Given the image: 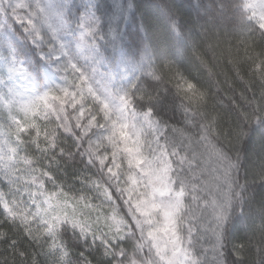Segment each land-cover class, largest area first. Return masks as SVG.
Instances as JSON below:
<instances>
[{
  "label": "snow or ice",
  "instance_id": "1",
  "mask_svg": "<svg viewBox=\"0 0 264 264\" xmlns=\"http://www.w3.org/2000/svg\"><path fill=\"white\" fill-rule=\"evenodd\" d=\"M0 264H264V0H0Z\"/></svg>",
  "mask_w": 264,
  "mask_h": 264
},
{
  "label": "trees",
  "instance_id": "2",
  "mask_svg": "<svg viewBox=\"0 0 264 264\" xmlns=\"http://www.w3.org/2000/svg\"><path fill=\"white\" fill-rule=\"evenodd\" d=\"M77 2H78V0H77ZM157 2H159V0H157ZM164 2H168V3H170L171 0H164ZM177 2H181V0H177ZM183 2H184V0H183ZM216 2H217V0H202V3H203L205 6H207V5H209V4H215ZM19 43H20V44H23V41H20ZM24 52L26 53L28 59L30 60V59H31V56H32V53L29 52V51L27 50V48L24 49Z\"/></svg>",
  "mask_w": 264,
  "mask_h": 264
},
{
  "label": "clouds",
  "instance_id": "3",
  "mask_svg": "<svg viewBox=\"0 0 264 264\" xmlns=\"http://www.w3.org/2000/svg\"><path fill=\"white\" fill-rule=\"evenodd\" d=\"M191 2L194 4L196 2V0H191ZM184 4L187 7L188 6V0H184Z\"/></svg>",
  "mask_w": 264,
  "mask_h": 264
}]
</instances>
